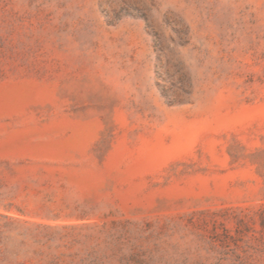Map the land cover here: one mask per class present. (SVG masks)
Masks as SVG:
<instances>
[{
  "label": "rangeland",
  "instance_id": "rangeland-1",
  "mask_svg": "<svg viewBox=\"0 0 264 264\" xmlns=\"http://www.w3.org/2000/svg\"><path fill=\"white\" fill-rule=\"evenodd\" d=\"M0 264H264V0H0Z\"/></svg>",
  "mask_w": 264,
  "mask_h": 264
}]
</instances>
